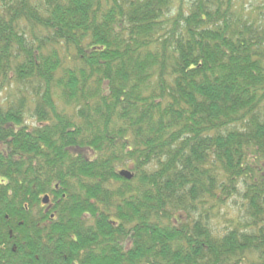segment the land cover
<instances>
[{"label": "trees", "instance_id": "16d2710c", "mask_svg": "<svg viewBox=\"0 0 264 264\" xmlns=\"http://www.w3.org/2000/svg\"><path fill=\"white\" fill-rule=\"evenodd\" d=\"M184 1L0 0V264H264V18Z\"/></svg>", "mask_w": 264, "mask_h": 264}, {"label": "rangeland", "instance_id": "374dc122", "mask_svg": "<svg viewBox=\"0 0 264 264\" xmlns=\"http://www.w3.org/2000/svg\"><path fill=\"white\" fill-rule=\"evenodd\" d=\"M191 0H185L184 4L188 3ZM243 2H247V4L259 5L260 10L262 12V17L264 18V0H242ZM175 9V8H174ZM30 124H36L33 120H30ZM224 215L230 218H239L244 219L245 217V210L244 206L241 203V199L239 197H235L234 200H231L226 206H224L223 210ZM217 225L224 226L228 224L221 220V223H216Z\"/></svg>", "mask_w": 264, "mask_h": 264}, {"label": "water", "instance_id": "95a60500", "mask_svg": "<svg viewBox=\"0 0 264 264\" xmlns=\"http://www.w3.org/2000/svg\"><path fill=\"white\" fill-rule=\"evenodd\" d=\"M118 174L120 176H123V177L127 178V179L132 177V173L129 170H126V169L119 170ZM47 201H48V196L47 195L43 196L42 202L43 203H47Z\"/></svg>", "mask_w": 264, "mask_h": 264}]
</instances>
